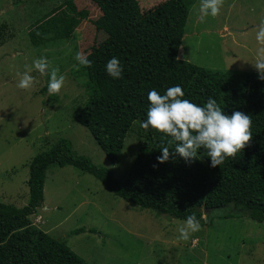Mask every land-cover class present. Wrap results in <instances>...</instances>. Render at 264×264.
Wrapping results in <instances>:
<instances>
[{
    "label": "rangeland",
    "instance_id": "obj_1",
    "mask_svg": "<svg viewBox=\"0 0 264 264\" xmlns=\"http://www.w3.org/2000/svg\"><path fill=\"white\" fill-rule=\"evenodd\" d=\"M64 1L0 0V202L16 208L28 201L30 160L56 139H69L74 152L109 168L122 181L144 132L141 120H135L111 163L89 130L75 120L87 98L85 78L74 67L76 53L87 54L104 43L119 25L107 24L112 13L93 0H71L75 10ZM137 1L147 10L164 0ZM199 5L195 0L190 8L178 57L220 76L259 75L245 60H254L261 46L255 37L264 18V0H224L220 14L204 22L198 18ZM80 10L87 13L78 14ZM40 57H47L66 77L58 94L49 95L45 86L50 77L33 67ZM26 65L35 79L28 90L17 87L18 73ZM232 207L210 211L211 222L202 219L201 230L183 241L178 227L185 220L167 219L118 197L71 165L51 164L34 227L63 239L88 264H264V221Z\"/></svg>",
    "mask_w": 264,
    "mask_h": 264
},
{
    "label": "trees",
    "instance_id": "obj_2",
    "mask_svg": "<svg viewBox=\"0 0 264 264\" xmlns=\"http://www.w3.org/2000/svg\"><path fill=\"white\" fill-rule=\"evenodd\" d=\"M93 1L112 13L107 24L117 22L119 28L104 43L91 47L87 55L92 66L77 70L85 78L87 98L74 117L89 130L111 163L116 162L132 123L147 119L149 91L156 89L163 95L175 85L182 87L183 99L203 106L211 97L225 114L242 111L250 115L251 143L216 167L210 166L205 149L198 150V158L191 162L176 154L159 163L156 158L162 154L161 148L173 152L176 142L169 144L170 136L150 127L144 130L128 175L121 181L109 168L74 152L69 139L58 138L30 160L27 203L16 208L0 202V264H88L63 239L31 224V215L37 214L43 203L45 172L51 164L71 165L89 173L114 195L167 219L186 220L195 214L201 222L204 208L222 212L233 206L244 209L257 222L264 221V80L254 73L220 76L178 57L195 0H164L147 10L137 0ZM64 3L75 10L71 0ZM81 13L87 12L78 11ZM112 57L118 58L123 68L118 79L106 71ZM211 219L206 214V222Z\"/></svg>",
    "mask_w": 264,
    "mask_h": 264
},
{
    "label": "clouds",
    "instance_id": "obj_3",
    "mask_svg": "<svg viewBox=\"0 0 264 264\" xmlns=\"http://www.w3.org/2000/svg\"><path fill=\"white\" fill-rule=\"evenodd\" d=\"M223 3L224 0H200L198 17L200 22H204L208 16H218ZM256 27L255 38L261 46L257 49L254 60H244L250 61L259 74L258 78L264 80V18ZM37 35L41 33L37 32ZM75 59L78 62L74 66L77 70L81 66L91 67L93 63L83 52H77ZM25 67L27 69L25 72L18 73L20 79L17 87L28 90L33 87L35 79L30 74L32 68L27 65ZM33 67L41 75L50 77L47 86L50 96L61 91L66 77L59 74L58 66H53L47 57H40L33 61ZM106 71L111 77L120 78L123 68L119 59L112 57L107 62ZM184 96L185 93L180 85L169 87L163 95L156 89L148 93L150 106L147 110V119L141 121L140 126L145 131L151 127L170 136L172 139L168 141L169 144L176 142L173 152L169 151V147L161 148L162 154L156 158L159 163L167 162L176 154L186 162H191L198 158V150L205 149L211 160L210 166L216 167L221 165L226 157L235 158L238 152L250 145L252 139L250 115L242 111H234L231 115L225 114L216 99L211 97L201 106L189 99H183ZM211 211L221 212L218 208ZM202 219L206 220V217ZM200 230V220L195 214L189 215L178 227V239L187 241L192 233Z\"/></svg>",
    "mask_w": 264,
    "mask_h": 264
},
{
    "label": "built area",
    "instance_id": "obj_4",
    "mask_svg": "<svg viewBox=\"0 0 264 264\" xmlns=\"http://www.w3.org/2000/svg\"><path fill=\"white\" fill-rule=\"evenodd\" d=\"M40 221V216L36 214L31 215V224L36 226Z\"/></svg>",
    "mask_w": 264,
    "mask_h": 264
},
{
    "label": "water",
    "instance_id": "obj_5",
    "mask_svg": "<svg viewBox=\"0 0 264 264\" xmlns=\"http://www.w3.org/2000/svg\"><path fill=\"white\" fill-rule=\"evenodd\" d=\"M211 210H213V209H210V208H204V209H203V212L209 213ZM216 210H217V209H216Z\"/></svg>",
    "mask_w": 264,
    "mask_h": 264
},
{
    "label": "flooded vegetation",
    "instance_id": "obj_6",
    "mask_svg": "<svg viewBox=\"0 0 264 264\" xmlns=\"http://www.w3.org/2000/svg\"><path fill=\"white\" fill-rule=\"evenodd\" d=\"M226 207H229V204L223 206V209L226 208ZM218 210H220V208H218ZM215 212V211H214Z\"/></svg>",
    "mask_w": 264,
    "mask_h": 264
},
{
    "label": "crops",
    "instance_id": "obj_7",
    "mask_svg": "<svg viewBox=\"0 0 264 264\" xmlns=\"http://www.w3.org/2000/svg\"><path fill=\"white\" fill-rule=\"evenodd\" d=\"M39 208V207H38ZM38 208H37V210H38Z\"/></svg>",
    "mask_w": 264,
    "mask_h": 264
}]
</instances>
